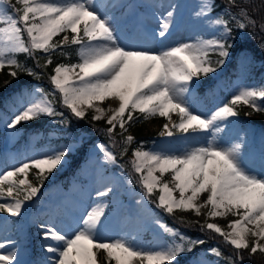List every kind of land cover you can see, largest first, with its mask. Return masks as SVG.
Listing matches in <instances>:
<instances>
[{
  "label": "snow or ice",
  "instance_id": "obj_1",
  "mask_svg": "<svg viewBox=\"0 0 264 264\" xmlns=\"http://www.w3.org/2000/svg\"><path fill=\"white\" fill-rule=\"evenodd\" d=\"M214 7V0H201L195 12L211 35H197L156 51L124 46L114 18L102 12L96 0H0V70L12 69L8 72L12 79L21 74L41 79L40 72L18 60L20 54L44 69L53 63L58 50L68 57L65 49L75 46L78 58L75 63H57L52 68L49 90L31 86L16 93L15 111L5 126L15 131L22 123L47 118L67 129L72 119L83 120L92 110L93 121L105 120L107 127L102 131L110 140L117 127L120 129L123 157L135 143L132 135H124L131 124L163 118L166 122L159 136L165 143L157 146L153 141L146 147L140 141L131 151L129 163L142 188L141 199L135 203L142 207L147 201L169 215L179 210L199 216L201 209L207 208L209 218L237 217L228 222V231L216 223L201 224L200 228L216 234L232 249L234 258H224V264H243L245 252L249 258L264 255V175L245 168L242 142L225 146L222 134L239 117L241 107L251 110L244 112L246 117L264 113V85L238 86L207 115L193 110L190 97L197 83L219 72L230 57L233 25L240 31L259 27L264 32V18L258 24L250 14L249 0H225L215 16ZM175 9L176 5H169V10L155 17L158 28L151 34L153 39H168L175 25ZM60 34L63 38L56 40ZM213 54L219 57L215 61L210 58ZM41 58H45L43 65L39 64ZM105 101L115 106L106 110L100 106ZM57 102L63 110L57 109ZM94 147L101 169L105 165L120 167L108 146ZM72 150L71 145L49 148L0 170V213L21 217L26 203L38 198L45 182L66 163ZM33 170L35 184L30 178ZM165 174H170V181L163 179ZM116 185L115 179L101 173L93 205L77 218L70 234L55 223H40V236L46 243L41 247L45 255L37 264H102L101 252L103 264H175L180 255L206 242L190 239L160 219L153 223L172 238L164 247L145 248L131 234L102 239ZM204 194L206 198L198 202ZM20 251L17 241L0 242V264H23ZM208 254L217 258V264L223 258L218 247L208 249Z\"/></svg>",
  "mask_w": 264,
  "mask_h": 264
},
{
  "label": "rangeland",
  "instance_id": "obj_2",
  "mask_svg": "<svg viewBox=\"0 0 264 264\" xmlns=\"http://www.w3.org/2000/svg\"><path fill=\"white\" fill-rule=\"evenodd\" d=\"M172 1L173 0H120L113 3L110 2V0H96V3L101 6L102 12L107 11L114 18V25L117 29V35L120 41L123 42L129 39V41H127L129 47L144 48L145 46L142 45L143 43L149 45L151 42L157 47H160L159 40L153 39L151 35L152 32L158 28V22L155 17L169 10V5H173L171 4ZM182 4L185 5V8L184 12L183 9L181 10L180 18H178V23L176 25L177 29L175 30L176 34L173 35L174 37L172 36V39L161 43V47H167L182 41L195 39L197 35L209 36L212 34L202 21L198 20L195 16V12L199 9L201 0H184ZM219 12L212 13V15L215 16ZM145 24L152 25L153 28L144 27ZM233 27L235 28L234 25ZM237 31L241 38L247 39L252 36V34L249 33V29ZM139 32L141 35H138ZM63 35L59 39H55L60 40L63 38ZM69 35L71 34L69 33ZM135 35H137L138 38L135 37ZM123 45L126 46V43L123 42ZM212 56L214 57L215 55L213 54ZM11 70L10 68L6 69L5 77L17 83L19 78L12 79V77L8 75V72ZM210 78H213L214 82L224 91L226 96L225 99L238 86H259L257 82L251 80L247 81L244 78H235L230 81L226 78L223 68L213 76H210ZM204 82L205 79L200 80L193 88L192 94L195 92L196 88L204 84ZM31 86L38 85L32 84ZM24 87L28 86L22 85L20 90ZM20 90H16V92L13 91L12 94L7 97V100L0 105V170L24 159L26 156L49 149L48 137L55 136L57 131L60 130L56 125L55 127L53 125L46 127L45 125L44 127L48 130L47 132L44 130L46 138L42 143H36L34 140L40 138V130H38L37 127L44 124V119L22 123L15 131L8 130L5 126V121H7L15 111L17 102L13 100V97ZM224 100H222V102ZM220 103L221 102L214 103L207 108L200 106L198 102L190 101L193 110L202 115H207ZM100 106L107 110L110 107L109 101H105L103 104H100ZM93 114L94 112L92 110H88L86 118L89 121L97 123L94 126L96 129L101 126H107L103 119L93 121L91 119ZM173 119H176V117L173 116ZM165 122L166 121L160 117L140 120L131 124L124 135L130 134L133 136L137 128L136 126L139 125L144 133L156 137L154 142L157 146H160L165 143L164 139L159 136V132ZM244 125H246V127ZM116 131L119 132L120 129L117 127ZM100 132L104 133V131ZM222 137V142L225 146H230L235 142H242L243 147L245 145L249 146L247 151H245L243 147L241 149V159L244 167L253 174L264 175V125L261 126V124L257 122H246L240 117H237L234 119L233 123L228 125ZM241 137H243V141L240 140ZM113 142L112 139L106 142L101 140L89 142L84 135L69 132L66 139L57 147L71 145L73 150L66 157V163L45 182L38 198H34L32 201L26 203L23 213L19 218H9L7 213H0V242H7L8 240L17 241L21 249L19 258L23 261V264H37L45 255L41 250L42 245L45 244L46 241L41 239L40 229L38 227L40 223H55L58 228L65 231L62 227L68 226L69 220H67V215L76 214L81 216L93 205L94 190L100 185L101 173L105 178H112L117 181L116 193L111 197L112 204L108 211V219H114V217L117 219L121 218V222L118 223L119 225L116 227L114 226L118 229L117 232L112 236L107 235L101 237L102 239H114L120 235L131 234L137 236L138 243L145 248H160L172 242V238L168 234L163 233L162 230L158 229L153 223L154 219H160L163 222L164 219L162 214L154 210L151 203L145 201L142 206L146 217L139 215L135 201L141 199L142 191L137 190L133 187L132 183H129L128 172L123 169V166L105 165L104 168L101 169L97 164L99 153L94 146L97 144H105L117 156V153L113 150ZM136 146L137 144L134 147ZM151 146L152 145L146 147ZM131 159L132 156H130L129 160ZM129 166L132 169L131 164H129ZM70 168L71 170H68ZM67 170L71 171V175H68V177L63 176ZM34 174L35 170L30 174L33 184L36 183L33 178ZM157 175L159 174L157 173ZM163 179L170 181V174H165ZM156 195H158V193H156ZM174 195L177 198L179 197L178 192L174 193ZM204 198H206V194H204V196L201 197V201L198 202H202ZM207 211V208H203L201 209V215L197 216L191 211L183 212L176 210L173 215L177 216L179 220L193 221L199 225L216 223L224 228L225 231L229 230L227 228L228 222L237 219V217L231 215L227 217L209 218L206 216ZM167 225L175 228L170 224ZM140 228H143V231H141ZM72 230L73 229L70 228V232L68 233L70 234ZM179 231L181 232V230ZM181 233L190 238L183 232ZM252 239L253 238L249 237L250 242ZM210 248L200 245L196 247L193 252L180 255L175 264H196L197 261H206L207 264H217V258L208 254V249ZM5 251H7V249H5ZM99 259L103 264L104 256L102 252L99 254ZM222 261L223 259L221 258L219 264H224Z\"/></svg>",
  "mask_w": 264,
  "mask_h": 264
},
{
  "label": "trees",
  "instance_id": "obj_3",
  "mask_svg": "<svg viewBox=\"0 0 264 264\" xmlns=\"http://www.w3.org/2000/svg\"><path fill=\"white\" fill-rule=\"evenodd\" d=\"M15 2V0H12ZM251 3L250 14L254 15L257 19L259 24L260 20L264 18V3L262 0H249ZM214 10L219 11L225 5V0H214ZM249 29V33L252 34L251 37L247 39L241 38L238 34L236 28H233L232 37H234V41L230 38V43H233V48L231 50V55L227 65V72L226 75L228 78H239L243 77L247 80H255L261 85H264V49L261 48V44H264V32L259 30V27L253 29L251 27ZM75 46L72 48L65 49V51L69 52L68 57L61 56L59 54V50L53 54L52 59L53 63L49 65L46 69L37 67V61L27 58L25 55L20 54L18 55V60L25 64L27 67L33 68L35 71L41 73V79L36 80L32 77H29L25 74H21L19 76L18 82L11 81L10 79H6V69L0 71V104L6 100V97L9 95L11 91L20 90L21 85H28L30 86L31 83L37 82L40 86H43L45 90H49L50 83L48 80V76L52 72V68L57 63H74L77 62V56L75 54ZM38 56H43V54L38 53ZM45 62V58H41L39 60V64L43 65ZM5 80L10 81L7 85H5ZM206 80L211 81V79L207 78ZM223 94L222 91L219 90L213 83L207 85L206 88H197L195 94L193 95L192 99L197 100L200 105H210L213 102H218L222 99ZM56 107L58 110H63L60 104L57 102ZM251 111L250 109L244 107L240 111V115H244V112ZM251 121H259L264 125L263 117L264 113H253ZM47 119V118H46ZM96 122L89 121L87 118L83 120H76L72 119L69 127L67 130H71L72 132H79L85 136L86 140L89 142H94V139L102 140V141H110L109 137L104 133H101L103 129L107 126H101L96 129L94 126ZM100 126V125H99ZM246 127V125H244ZM136 130L133 133V137L135 138V143L129 146V151L123 157H121L120 152L122 149V145L119 143L121 140L120 132L115 130L113 135L112 143L113 150L117 153V159L119 161V165L123 166V168L129 173L132 182L139 185L138 176L132 171L131 167L129 166V158L131 156L132 148L138 144L139 141L145 142L147 146L150 142L147 139V134L143 132L142 128L138 125L136 126ZM64 136L62 133H59L55 138H49V147H56V144H60L63 142ZM39 141V140H38ZM40 142V141H39ZM248 149L247 146L244 147ZM165 217L167 220H171L174 224H178L179 226L186 229L188 234L194 237V239H202L206 241L203 245H208L212 247H218L223 253V258H227L233 256L232 249L225 245L222 238L217 236L214 233L209 232L208 230L202 231L200 225L193 221H183L179 220L175 215H169L166 213ZM245 258L243 264H264V255L257 253L253 255L251 258L248 257L247 253L244 254ZM234 258V256H233Z\"/></svg>",
  "mask_w": 264,
  "mask_h": 264
},
{
  "label": "bare ground",
  "instance_id": "obj_4",
  "mask_svg": "<svg viewBox=\"0 0 264 264\" xmlns=\"http://www.w3.org/2000/svg\"><path fill=\"white\" fill-rule=\"evenodd\" d=\"M118 1H120V0H110V2H113V3H115V2H118ZM184 2V0L182 1V0H173L172 1V3L171 4H173V5H176V9H175V25H174V27L172 28V30H171V34H170V36L168 37V39L167 40H169V39H172V36L173 35H175L176 33H175V30L177 29V23H178V18H180V15H181V10L183 9V12H184V8H185V5H183L182 3ZM183 15V14H182ZM152 27L153 28V26L152 25H149V24H145L144 25V27ZM138 35H141V33L139 32L138 33ZM135 37H137L138 38V36L137 35H135ZM174 37V36H173ZM136 39V38H135ZM167 40H165V41H167ZM127 41H129V39L128 40H125V41H123L124 43H126V46H128L129 47V43L127 42ZM165 41H160L159 40V42H160V47H161V43H164ZM122 44H123V42L122 41H120ZM137 42H138V40H137ZM143 46H145L144 48H146V49H150V50H156V51H158L159 49H160V47H157L155 44H153L152 42L149 44V45H146L145 43H143L142 44ZM109 105L110 106H112V107H114L115 105L111 102V101H109ZM137 208H138V213H139V215H141L142 217H146V214L143 212V208L142 207H140V206H136ZM83 215V214H82ZM81 215V216H82ZM80 216L79 215H76V214H72V215H67V220H69L68 221V226H64V227H62L63 229H65V231L66 232H70V228H74V226H75V222H76V220H77V218H79ZM119 222H121V218L120 219H117L116 217H114V219H112V218H109V219H107L106 221H105V223H104V227L102 228V230H101V237H104V236H112V235H114V233L115 232H117V230L118 229H116L115 227L117 226V225H119L118 223ZM115 226V227H114ZM132 228V227H131ZM140 230L141 231H143V228H140ZM8 250V249H7ZM28 264H30V263H28Z\"/></svg>",
  "mask_w": 264,
  "mask_h": 264
}]
</instances>
